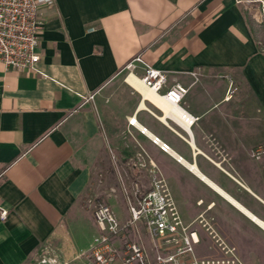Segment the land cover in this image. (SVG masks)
<instances>
[{"label": "crops", "instance_id": "obj_1", "mask_svg": "<svg viewBox=\"0 0 264 264\" xmlns=\"http://www.w3.org/2000/svg\"><path fill=\"white\" fill-rule=\"evenodd\" d=\"M40 13V72L0 62V209L8 211L0 218V264H90L81 256L99 231L90 189L99 197L114 178L106 192L116 187L117 193L103 197L127 218L119 176L147 183L140 148L159 166L186 223L206 212L237 241L244 260L248 255L264 264V227L226 196L264 221V192L245 163L249 123L264 120V40L248 6L239 0H56L52 7L42 3ZM137 56L166 72L168 87L189 89L181 107L160 94L163 102L154 103L135 89L140 98L132 107L99 108L105 88ZM184 113L196 118L191 127L183 124ZM133 117L137 127L129 124ZM203 243L208 249L210 242Z\"/></svg>", "mask_w": 264, "mask_h": 264}, {"label": "built area", "instance_id": "obj_2", "mask_svg": "<svg viewBox=\"0 0 264 264\" xmlns=\"http://www.w3.org/2000/svg\"><path fill=\"white\" fill-rule=\"evenodd\" d=\"M255 1L239 0L247 6ZM260 1L264 5V0ZM42 3L52 7L56 0H0V62L7 69L40 72L38 48L44 26L40 13ZM139 68L143 70L142 75L137 72ZM125 70L128 71L126 82L128 77L139 80L176 107H181L189 91L179 83L168 87L167 73L146 63L141 56L130 61ZM94 97L91 95L89 100ZM195 121L194 116L183 114L184 125L191 127ZM136 122V117L129 119L131 126L137 127ZM140 130L142 133L147 131L146 128ZM150 138L162 151L173 156L169 143L158 136ZM263 154L262 146L254 152L257 158ZM119 159V156H113L115 164ZM137 159L141 167L149 166L147 177L151 184L145 182V177L119 176L128 217L122 219L108 202L97 204L93 216L99 231L91 249L81 256L87 257L90 264H247L237 248L216 230L206 212L190 224L185 222L165 177L144 148L138 151ZM116 193L117 188L110 187L105 195L109 198ZM7 216L8 211L1 208L0 218L5 220ZM204 239L210 242L208 249L215 254L203 255L207 249ZM41 263L47 264V259H42Z\"/></svg>", "mask_w": 264, "mask_h": 264}, {"label": "rangeland", "instance_id": "obj_3", "mask_svg": "<svg viewBox=\"0 0 264 264\" xmlns=\"http://www.w3.org/2000/svg\"><path fill=\"white\" fill-rule=\"evenodd\" d=\"M248 8H249V18L253 25V28L255 29L256 33L262 35V38H263L262 40H264V5L260 0H256L254 3H251L248 6ZM127 75H128V71L124 70L121 74H119V76L111 84H109L105 88V91L103 92L101 98L97 101L100 109H102V107H105V106H110V105L114 106L115 104H117V106H119V110L123 111L129 107H132L133 105L137 103L138 99L140 98V94L126 82L125 79ZM106 111L108 112V109H106ZM249 124H251L250 126L252 128L247 129V135H246L247 147H249L250 145L249 147L250 149L249 148L246 149V162H245L246 168H247L246 173L250 178L253 179L254 184L258 186L259 188H261L264 192V154L261 158H257L254 156V152L256 151L257 148L261 146L264 148V120L259 123L251 122ZM213 141L217 142V140H213ZM114 180L115 179L112 178L110 182H108L107 184H105L104 186L100 188V193L98 194L99 197L96 196L97 193L95 192V190H93L92 188L90 189L89 199H91L92 202H94L93 205L96 206L100 202H106L104 200L103 195L107 193L106 192L107 188L115 183ZM149 180L150 179L148 178L147 180L148 185L151 184V181ZM207 218H209L213 222V225L216 228V230L231 245L235 246L240 253L241 250L237 244V241L228 240V238L218 228L215 222V219L209 216H207ZM194 220H192L190 223H192ZM248 245L247 247H249ZM203 253H205L206 255L215 254L213 250H209V249L207 250L205 249ZM244 258L247 264H253V261L252 259H250V256L247 255V256H244Z\"/></svg>", "mask_w": 264, "mask_h": 264}, {"label": "bare ground", "instance_id": "obj_4", "mask_svg": "<svg viewBox=\"0 0 264 264\" xmlns=\"http://www.w3.org/2000/svg\"><path fill=\"white\" fill-rule=\"evenodd\" d=\"M127 82H129L130 84H132L137 90L143 92L144 96L149 98L150 100H152L154 103L160 104L163 102L162 98L159 97L157 95V93L153 92L152 90L146 88L143 83L139 80H136L132 77H128L127 78ZM165 104V103H164ZM163 105V104H162ZM170 106V105H169ZM179 112V111H177ZM182 114V113H181ZM137 124V122H136ZM172 154H174V152L172 151ZM176 159H181V163L186 166L191 172H193L194 174H196L197 176L203 178L206 182H208L209 184H211L215 189H217L218 191H220L221 193H223L224 195H226L224 192L221 191L220 188H218L217 186H215L212 182H210L207 178H205L199 171L197 165L195 164H191L188 161L184 160L183 158H180V156H178L176 154ZM231 201H233L239 208H241L246 214H248L249 216H251L252 218H254L262 227H264V221L258 219L257 217H255L251 212H249V210H247L246 208H244L239 202L235 201L234 199H232L231 197H229L228 195H226Z\"/></svg>", "mask_w": 264, "mask_h": 264}]
</instances>
